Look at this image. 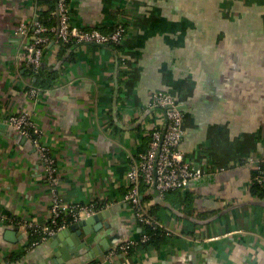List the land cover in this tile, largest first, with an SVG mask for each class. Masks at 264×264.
<instances>
[{
    "label": "crops",
    "instance_id": "1",
    "mask_svg": "<svg viewBox=\"0 0 264 264\" xmlns=\"http://www.w3.org/2000/svg\"><path fill=\"white\" fill-rule=\"evenodd\" d=\"M51 1L0 0V264H264V199L250 190L264 160V0H70L76 25L108 33L122 21L128 33L121 49L79 43L71 58L53 40L42 66L57 79L33 98L19 60L32 37L17 28L55 14ZM156 91L172 92L184 106L182 147L205 174L175 190L191 197V213L173 193L161 199L152 187L142 190L146 210L160 207L153 214L173 240L105 261L119 243L141 238L125 201L127 171L153 125L165 126L149 107ZM24 111L57 158L62 196L108 204V226L91 241L105 238L107 252L60 262L47 241L31 247L28 232L4 219L45 224L51 216L43 161L7 126Z\"/></svg>",
    "mask_w": 264,
    "mask_h": 264
},
{
    "label": "built area",
    "instance_id": "2",
    "mask_svg": "<svg viewBox=\"0 0 264 264\" xmlns=\"http://www.w3.org/2000/svg\"><path fill=\"white\" fill-rule=\"evenodd\" d=\"M59 25L50 29L45 28L39 21L34 23V31L30 34V27L27 23H21L17 28V34L32 37L19 56L20 62L26 67L38 70L42 65L44 45L51 44L50 35L47 31L56 33V41L62 43H93V44H120L125 39L128 29L121 21L114 25L111 32L104 33L98 28H84L74 23L72 17V6L70 0H58L57 11ZM125 59V58H124ZM41 89L32 87L30 90L33 98L37 97ZM176 95L169 91H156L152 94L149 107L159 109L163 114L166 123L153 125L150 132V141L147 148L131 159L127 180L128 187L125 194V201L131 207L133 216L138 223L147 224L154 228L162 229L167 233L172 232L170 228L157 216L149 214L143 204L141 197L142 186L147 185L157 191L158 196L163 199L170 190H185L191 182L201 178L205 169L190 162L186 158V151L182 147V139L185 134L184 111L180 109ZM8 125L22 136L29 139L37 149L40 158L45 166L51 194L50 212L51 216L47 223L41 224L33 220H21L4 215L10 223L24 227L29 236L33 238L31 247L45 242L59 231L82 218L92 216L104 209L97 202H72L62 196L60 185L61 176L57 158L52 149L43 142V131L37 123L33 113L24 111L13 113L8 118ZM261 160L256 166L258 172L256 180L264 181ZM147 236L139 240H131L120 243L121 251H127L138 242L146 241ZM116 250H110L105 261H111Z\"/></svg>",
    "mask_w": 264,
    "mask_h": 264
},
{
    "label": "trees",
    "instance_id": "3",
    "mask_svg": "<svg viewBox=\"0 0 264 264\" xmlns=\"http://www.w3.org/2000/svg\"><path fill=\"white\" fill-rule=\"evenodd\" d=\"M57 2H58V0H52L51 1L50 11L54 10L55 14H56V11H57ZM55 14L47 15L48 16L47 18H41L39 20V22L45 28L50 29V28H52L53 25L56 24V19L55 18L57 16V14L56 15ZM125 26H126V24H125ZM33 31H34V26H31L30 34H32ZM46 34L50 35V37L52 39L51 43L57 37L56 33H52L50 31H47ZM59 43H60V47H61L60 53H62L64 55L66 52H68L69 53V58H71V56L73 55L74 47L77 44H79V43H75V42L65 43V44L62 43V42H59ZM122 43L123 42H121L120 44H109V45H112V46H114L116 48H120L121 49L122 48V46H121ZM43 49H44L45 53L47 54V51L50 49V44L44 45ZM25 75L30 77L32 79L33 84L35 86H37L38 88H49V87H52L55 84V81H56L57 76H58L57 72L55 70H47L42 65L40 66V68L38 70H35L34 68H32L30 66L29 67H25ZM149 141H150V139H149ZM147 146H148V144H147ZM147 146H145L141 151H144L145 148H147ZM261 167H262V170H263L262 172L264 173V164H262ZM257 174H258V172H254V174H253V179H252V183H251V186H250V190H251L253 195H256V196L264 199V181L262 183L258 182L256 180ZM148 189H149L148 186L144 184V186H142L141 191L144 190V192H145ZM168 192L169 193H173L175 195V197H176L175 198V202H177L179 206H184V208L187 209L188 213L192 212V208H191L192 199H191L190 196H188L187 194L183 195L181 192L175 191V190H170ZM159 208H160L159 206H156V207H153L152 210H150L151 213L148 212V211L147 212L149 214L153 215V216H157V215H154V214H157L156 211ZM139 224L142 227L141 237L142 236H147L148 239L146 241H141L140 240L137 245H135L132 248L128 249L126 252L125 251H121L120 248H118L119 245H120V243H119L116 247L113 248L114 250H116V252L132 253V252L137 251V250H146L147 251V250H150V249H153V248L159 249V248L164 247L165 245H168L174 238V235H173L172 232L167 233L166 231H163L162 229L154 228L153 226H150V225H147V224H143V223H139ZM33 240L34 239L30 237L29 245H31ZM90 264H100V262L98 260H94Z\"/></svg>",
    "mask_w": 264,
    "mask_h": 264
},
{
    "label": "water",
    "instance_id": "4",
    "mask_svg": "<svg viewBox=\"0 0 264 264\" xmlns=\"http://www.w3.org/2000/svg\"><path fill=\"white\" fill-rule=\"evenodd\" d=\"M180 109L184 111L182 103L180 104ZM7 126L9 127V125ZM109 214L110 210L106 209L92 216L82 218L48 239L47 243L53 249L52 252H58L57 256H60L58 258L60 259L59 261L64 262L73 256L80 257L85 254V251H88L89 256L94 258L97 254L107 252L108 249L110 250L111 247L105 238L98 244H91V241H96L97 232L99 233L104 225L108 226V223L102 220L105 218V215ZM14 230L26 231L24 227L20 226L15 227ZM60 243L63 245H59Z\"/></svg>",
    "mask_w": 264,
    "mask_h": 264
}]
</instances>
